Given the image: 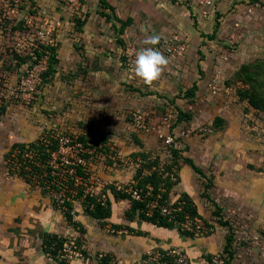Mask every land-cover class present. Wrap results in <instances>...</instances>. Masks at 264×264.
Instances as JSON below:
<instances>
[{"label":"rangeland","instance_id":"rangeland-1","mask_svg":"<svg viewBox=\"0 0 264 264\" xmlns=\"http://www.w3.org/2000/svg\"><path fill=\"white\" fill-rule=\"evenodd\" d=\"M195 1L0 0L1 169L15 167V157L6 155L13 134L30 141L45 135L90 141L95 151L87 161L93 164L108 161L111 146L120 157L121 146H131L130 156L138 137L131 116L138 110L158 119L173 107V128L192 136L204 129H192L200 115L230 105L241 128L264 144V0H214L206 17ZM152 34L161 37L158 49L177 36L187 50L149 87L135 76L134 61ZM159 159L155 165L167 164L166 157ZM251 227L248 236L256 230L264 240V225ZM248 236L239 242L253 245Z\"/></svg>","mask_w":264,"mask_h":264},{"label":"crops","instance_id":"crops-1","mask_svg":"<svg viewBox=\"0 0 264 264\" xmlns=\"http://www.w3.org/2000/svg\"><path fill=\"white\" fill-rule=\"evenodd\" d=\"M208 104L213 106V102ZM219 109L213 116L203 113L192 125L193 129L203 124L204 129L180 137L170 146L163 145L155 133L138 132L131 153L133 161H138L135 167L128 159L131 155H127L131 146H127V151L125 145L121 146L122 156L129 162L123 163V157L116 156L118 149L111 146V159L87 164L91 173L104 179L130 183L147 175L151 163L159 161L160 156L166 157L165 161L175 170L169 199L189 200L197 216L211 227L207 234L188 235L177 223L153 222L140 217L138 210L128 217L133 202L111 189L105 191L104 198L110 215L102 222L84 211L82 197L71 201L73 221L79 223L80 232L55 206L48 191L8 170L5 173L0 167V264H175L152 259L156 251L171 248L184 255L182 264H211V257L217 252L226 254L225 264L264 261L257 248L236 242V226L230 223L234 216L226 215L227 209H235L240 217L248 218L252 227L264 225V144L254 133L241 128L242 119L235 108L226 105ZM12 136L17 142H31L22 135ZM116 158L120 164L113 161ZM111 228L126 229L127 233L115 234L110 232ZM46 233L79 239L83 258L63 262L44 252ZM246 249L250 253H245Z\"/></svg>","mask_w":264,"mask_h":264},{"label":"built area","instance_id":"built-area-1","mask_svg":"<svg viewBox=\"0 0 264 264\" xmlns=\"http://www.w3.org/2000/svg\"><path fill=\"white\" fill-rule=\"evenodd\" d=\"M214 0H196L194 8L199 9L200 15L206 17L213 8ZM173 37V36H172ZM3 39V35L0 31V48ZM1 50V49H0ZM166 57L169 58L170 62L178 60L185 52V44L177 36L167 45H164L159 49ZM131 54V53H130ZM129 54V55H130ZM217 87V85H216ZM215 85L212 86L214 92L219 89ZM188 108H191L189 106ZM178 112L173 107L167 108L162 115L155 119L154 112L151 110H138L132 113L130 128L134 132L141 133H155L157 138L162 142L163 145H172L176 141V136L185 137L189 135V130L184 131L180 129H174L173 124L177 121ZM176 137V138H175ZM56 149L50 154L48 160V166L50 167V173L52 176L56 177L51 182L48 183L46 189L50 191V195L55 206L59 209H64L66 203L71 201V193L68 189L69 181H72V185L77 187H82L84 195H89L91 197H96L97 201L105 204V191L111 189L116 193H120L131 201H136L142 203L143 206L141 211L144 216L152 217L155 213L162 217L168 218L169 220L177 223L180 229L189 235H204L211 230V227L207 226L203 220L198 217L191 215L189 211L185 209L184 201L180 198L174 200H169L168 202H161L162 193L165 192L163 185H159L155 188L152 184L138 185L137 182H118L110 179H104L97 174L91 173L88 170L89 158L95 151V147L90 141H83L76 137L62 136L55 138ZM122 162H129L127 159H121ZM138 164V161H135ZM81 170L82 174L78 172ZM150 171H157L158 173H164L169 175L172 181H175V170L166 171L165 165L162 163L158 165H151ZM74 188V189H75ZM156 189V190H155ZM226 215L230 218L234 216L233 221L230 223L236 226L235 239L240 245L244 239V236H248L247 229L249 228L248 218L240 217L239 213L235 209H227ZM236 219V217H238ZM110 232L115 234L127 233L126 229H114L111 228ZM264 233L263 231H261ZM249 237V236H248ZM253 243L252 246H257L261 252L260 254L264 256V247L262 243L264 240L262 236L252 230V235L249 237ZM152 259L157 263L160 262H173L175 264L185 263V257L176 248L167 249L164 251H156L152 254ZM56 257L63 262H70L73 259H79L83 257L81 247L70 241L63 244L62 249L58 251ZM211 264H225L226 254L222 252L214 253L210 260Z\"/></svg>","mask_w":264,"mask_h":264},{"label":"trees","instance_id":"trees-1","mask_svg":"<svg viewBox=\"0 0 264 264\" xmlns=\"http://www.w3.org/2000/svg\"><path fill=\"white\" fill-rule=\"evenodd\" d=\"M106 7H110V6H106ZM179 116L181 117L180 113H179ZM46 136L47 135L42 136L38 138L37 140L31 141L29 143L17 142L13 138V136H11L10 138L11 144L9 146V151L6 155H8L10 159L11 157H15V160L13 161L11 160V162L15 164V167L11 165L12 167L8 169V172L10 171L9 172L10 174L17 175L25 179L30 184L32 183L36 184L37 180L35 179L39 178V180L37 181L38 183L37 185H40L44 190L48 191L46 189L47 184L51 183L54 180V178L58 180L56 177L51 175L50 173L51 169L48 166V160L50 158V154L53 150L56 149L57 142L55 139H53V137L46 138ZM97 146L99 147V145ZM186 161L192 164L191 160L187 159ZM152 164L155 165L157 164V162L151 163V165ZM192 166L194 167V165ZM165 168H166V171H171L173 169V165L171 163H167L165 164ZM78 172L82 174L81 170L79 169H78ZM139 176H141V174ZM137 179H138L136 181L137 184L141 186L150 183L155 188H157L159 185H163V188H165V192L162 193L161 202L164 203L170 200L168 197V192L170 191L174 182L170 179L169 175L164 176V173H158L157 171H150L147 175H142L141 177H138ZM52 186L54 187V184H52ZM68 186H69L68 189H71L70 192L72 191V189L75 188L72 185V181H69ZM74 190H76L75 194L77 193V195L75 196L76 198H81V197L83 198L84 211L87 214L96 218L97 220H99V222H102L101 221L102 219L107 218L110 215V208L108 205L102 204L100 201H97L96 197L84 195L82 187H77ZM48 192L50 193V191ZM69 194L72 195V192ZM72 200H73V197L71 196V201ZM180 200L184 201L185 209L189 211L191 215L197 216L189 200L185 199L184 197L180 198ZM71 201L67 202L66 207L61 210L66 220L69 223H72L73 225H75L76 228H78L79 230H82L81 227H79L78 224L73 221ZM132 202L133 204L131 206L130 211H127L128 217H133L134 212L138 210L140 217L147 218L148 220H151L153 222H158L163 225L174 223L168 218L162 217L157 213H155L152 217H146L141 211L143 204L136 202V201H132ZM65 241H66V238L62 236L46 233L44 235L43 244H42L43 251L51 256L56 257V254L58 253L60 249H62ZM77 244L80 246L79 243ZM226 259H227V256H226Z\"/></svg>","mask_w":264,"mask_h":264},{"label":"clouds","instance_id":"clouds-1","mask_svg":"<svg viewBox=\"0 0 264 264\" xmlns=\"http://www.w3.org/2000/svg\"><path fill=\"white\" fill-rule=\"evenodd\" d=\"M142 30L148 32V27L145 26ZM160 40L159 34L148 35L143 41L146 47L138 49L135 54L134 74L144 85L149 87L162 77L170 63L169 58L155 47L160 43Z\"/></svg>","mask_w":264,"mask_h":264}]
</instances>
